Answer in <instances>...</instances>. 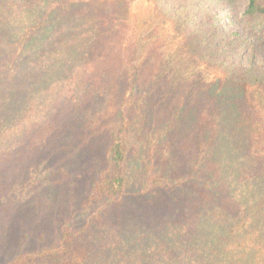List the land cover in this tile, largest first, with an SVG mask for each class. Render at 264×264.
<instances>
[{
	"label": "trees",
	"instance_id": "obj_1",
	"mask_svg": "<svg viewBox=\"0 0 264 264\" xmlns=\"http://www.w3.org/2000/svg\"><path fill=\"white\" fill-rule=\"evenodd\" d=\"M143 1L0 0V221L79 140L107 139L81 226L3 264H264V0ZM160 23L218 76L173 67Z\"/></svg>",
	"mask_w": 264,
	"mask_h": 264
},
{
	"label": "rangeland",
	"instance_id": "obj_2",
	"mask_svg": "<svg viewBox=\"0 0 264 264\" xmlns=\"http://www.w3.org/2000/svg\"><path fill=\"white\" fill-rule=\"evenodd\" d=\"M127 2L133 16L141 15L149 7L143 0H127ZM244 7L245 3H242L240 13ZM157 31L159 32H157V38L153 40V45L159 52L174 54L173 67H180V72L187 75L190 80L201 78L203 82H208L218 76L213 68L197 63L179 50L177 39L173 38V32L167 23H160ZM59 128L62 130L63 126ZM106 143L107 139L104 136H85L79 140L75 149L69 150L67 159L61 157L58 162L57 165L62 162V165L60 164L62 170L52 175L53 184L44 185L34 194H23L15 206L12 209L9 208L11 212L5 211L2 214L0 264L32 245H45L47 238L53 233L58 234L64 225H74L77 228L81 226L85 218L80 215L78 204L102 165L101 152ZM46 148L47 144L44 140L36 136L35 140L27 144L26 148L19 153L24 158L15 159L22 164L24 161L27 162L34 153ZM15 167L7 171L8 175L4 182L6 184H3L7 187L6 190L21 171V167ZM167 198L160 195L149 204H154L155 210L159 208L160 213L167 212L170 207L172 208L171 200Z\"/></svg>",
	"mask_w": 264,
	"mask_h": 264
}]
</instances>
